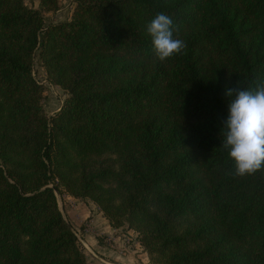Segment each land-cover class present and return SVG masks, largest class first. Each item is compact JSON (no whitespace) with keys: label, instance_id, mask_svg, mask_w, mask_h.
Returning <instances> with one entry per match:
<instances>
[{"label":"trees","instance_id":"1","mask_svg":"<svg viewBox=\"0 0 264 264\" xmlns=\"http://www.w3.org/2000/svg\"><path fill=\"white\" fill-rule=\"evenodd\" d=\"M0 0V264H91L58 193L154 264H264V167L222 147L225 86L264 79V0ZM185 48L159 61L147 25ZM66 93L45 108L36 63Z\"/></svg>","mask_w":264,"mask_h":264},{"label":"clouds","instance_id":"2","mask_svg":"<svg viewBox=\"0 0 264 264\" xmlns=\"http://www.w3.org/2000/svg\"><path fill=\"white\" fill-rule=\"evenodd\" d=\"M155 57L165 61L185 48L174 36L173 20L157 13L147 25ZM229 98L227 116L222 124V147L235 162V175H251L264 167V79L251 90L225 86Z\"/></svg>","mask_w":264,"mask_h":264},{"label":"crops","instance_id":"3","mask_svg":"<svg viewBox=\"0 0 264 264\" xmlns=\"http://www.w3.org/2000/svg\"><path fill=\"white\" fill-rule=\"evenodd\" d=\"M66 199L63 211L81 237L91 264H154L139 239H134L138 237L136 231H123L112 226L102 210L90 200L69 194ZM129 236L135 241L127 243Z\"/></svg>","mask_w":264,"mask_h":264},{"label":"rangeland","instance_id":"4","mask_svg":"<svg viewBox=\"0 0 264 264\" xmlns=\"http://www.w3.org/2000/svg\"><path fill=\"white\" fill-rule=\"evenodd\" d=\"M26 2L30 5H35V6L39 5L38 0H26ZM72 8H73V4H72L71 0H61L60 10L57 12H54V13H46L45 19L47 22L64 20L70 15ZM35 72H36V76H37L38 80L43 84L44 94L46 96L45 101H44L45 108L48 111V113H53L62 104L64 98L66 97V93L64 92V90L61 87H59L58 85L51 84L48 81L45 69L40 65L39 62L36 63ZM67 195H68L67 193H64L63 195L58 193V199H59L60 207L62 210L64 208L65 202L68 201L66 199ZM122 230L125 231L123 228H122ZM133 240L134 239L133 238L131 239V237L129 236V238H127L126 242L132 243ZM89 258H90V261H94L93 258H91V257H89ZM92 264H98V263L92 262Z\"/></svg>","mask_w":264,"mask_h":264},{"label":"built area","instance_id":"5","mask_svg":"<svg viewBox=\"0 0 264 264\" xmlns=\"http://www.w3.org/2000/svg\"><path fill=\"white\" fill-rule=\"evenodd\" d=\"M134 239H138V237H134ZM139 241V240H138Z\"/></svg>","mask_w":264,"mask_h":264}]
</instances>
